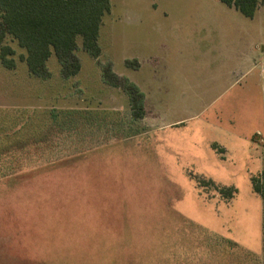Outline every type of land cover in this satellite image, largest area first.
<instances>
[{
    "label": "rangeland",
    "instance_id": "rangeland-1",
    "mask_svg": "<svg viewBox=\"0 0 264 264\" xmlns=\"http://www.w3.org/2000/svg\"><path fill=\"white\" fill-rule=\"evenodd\" d=\"M108 1L74 75L0 61V264H264V5Z\"/></svg>",
    "mask_w": 264,
    "mask_h": 264
},
{
    "label": "trees",
    "instance_id": "trees-1",
    "mask_svg": "<svg viewBox=\"0 0 264 264\" xmlns=\"http://www.w3.org/2000/svg\"><path fill=\"white\" fill-rule=\"evenodd\" d=\"M243 16L252 18L264 0H219ZM108 0H0V61L8 69L15 66L17 57L35 76L47 77L45 64L52 53L61 66L64 77L79 70L75 55L76 37L90 55L97 57L98 29L102 16L109 11ZM15 42L23 52L17 54L10 45ZM133 107V106H132ZM135 111V109H134ZM30 159V158H28ZM6 173H0V178ZM13 173H10L12 175ZM251 179L255 192L263 196ZM210 183V182H207ZM229 197L233 188H217Z\"/></svg>",
    "mask_w": 264,
    "mask_h": 264
},
{
    "label": "crops",
    "instance_id": "crops-1",
    "mask_svg": "<svg viewBox=\"0 0 264 264\" xmlns=\"http://www.w3.org/2000/svg\"><path fill=\"white\" fill-rule=\"evenodd\" d=\"M262 5H264V4H262ZM262 5H260V6H262ZM259 8V7H258ZM21 53V52H20ZM17 54L19 55V52H17ZM264 72V68L261 70V73H263ZM264 74V73H263Z\"/></svg>",
    "mask_w": 264,
    "mask_h": 264
}]
</instances>
